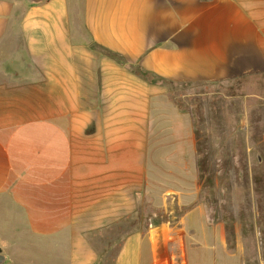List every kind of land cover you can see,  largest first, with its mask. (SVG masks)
Segmentation results:
<instances>
[{
    "label": "crops",
    "instance_id": "1",
    "mask_svg": "<svg viewBox=\"0 0 264 264\" xmlns=\"http://www.w3.org/2000/svg\"><path fill=\"white\" fill-rule=\"evenodd\" d=\"M263 74L264 0H0L2 264H242L173 93Z\"/></svg>",
    "mask_w": 264,
    "mask_h": 264
},
{
    "label": "rangeland",
    "instance_id": "2",
    "mask_svg": "<svg viewBox=\"0 0 264 264\" xmlns=\"http://www.w3.org/2000/svg\"><path fill=\"white\" fill-rule=\"evenodd\" d=\"M173 98L179 107L193 115L197 153L201 152L198 158L204 161L203 196L208 199L212 219L225 227L228 249L239 255L242 264H264V74L223 85L178 89ZM244 149L252 150L240 151ZM220 153V170L216 171L214 162ZM242 154H246L248 180L254 172L261 180L258 186L262 191V208L252 217L247 209L248 180ZM254 158L262 164L253 165ZM208 179L215 182L211 196L205 187ZM116 238L115 233H107L102 235L101 243H93L98 246L99 264L112 263Z\"/></svg>",
    "mask_w": 264,
    "mask_h": 264
},
{
    "label": "trees",
    "instance_id": "3",
    "mask_svg": "<svg viewBox=\"0 0 264 264\" xmlns=\"http://www.w3.org/2000/svg\"><path fill=\"white\" fill-rule=\"evenodd\" d=\"M251 150L247 149V152H249ZM240 151L245 153L246 149L240 150ZM255 151H256V149H255ZM200 155H201V152L198 151L197 156L200 157ZM245 155L242 154L241 161H242V159H244V164H243L244 167L243 168H244V171H245V177L248 180V178L250 176V173H249V169H248V167H247V165L245 163ZM221 156H222V153L219 154V156L216 158V161L214 162V164L218 167V169L216 171L220 170L219 169V165L220 164H218V162L222 160ZM233 156H235V155H233ZM240 163L242 164L243 162H240ZM261 164H262V161L258 160L257 158L256 159L254 158L253 165H255V166L259 165L260 166ZM255 166H253V169H254ZM197 167L199 169L200 182L202 183V181H203L202 175H203V171H204V168H203L204 167V161L199 159V164L197 162ZM260 182H261L260 176L257 174V172H254V173H251V180L250 181L248 180L247 185L245 187L246 188L245 189V191H246L245 193H246V196H247V209H248V212H249L251 217H252V215L255 216L256 213L260 212L261 208H262L260 206V197L262 196V191L260 190V188L258 186ZM214 184H215V182H212L209 179L206 182L205 187L209 189V195L210 196L213 195V189H214V186H215ZM219 188H220V190H222L221 187H219ZM203 198L205 199V202L208 204V199L205 196ZM257 224H260V219L257 220ZM259 235L262 236V239H263V233L260 230V228H259Z\"/></svg>",
    "mask_w": 264,
    "mask_h": 264
},
{
    "label": "water",
    "instance_id": "4",
    "mask_svg": "<svg viewBox=\"0 0 264 264\" xmlns=\"http://www.w3.org/2000/svg\"><path fill=\"white\" fill-rule=\"evenodd\" d=\"M5 261V255L0 252V264H2Z\"/></svg>",
    "mask_w": 264,
    "mask_h": 264
}]
</instances>
